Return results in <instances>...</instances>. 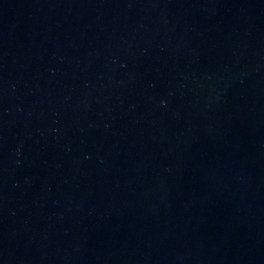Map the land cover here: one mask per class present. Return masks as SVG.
Returning a JSON list of instances; mask_svg holds the SVG:
<instances>
[{
  "label": "water",
  "instance_id": "water-1",
  "mask_svg": "<svg viewBox=\"0 0 264 264\" xmlns=\"http://www.w3.org/2000/svg\"><path fill=\"white\" fill-rule=\"evenodd\" d=\"M0 264H264V0H0Z\"/></svg>",
  "mask_w": 264,
  "mask_h": 264
}]
</instances>
